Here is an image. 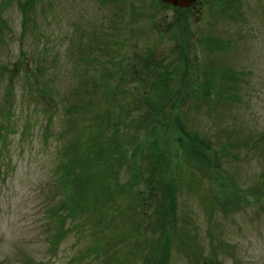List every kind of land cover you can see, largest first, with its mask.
<instances>
[{
    "label": "rangeland",
    "instance_id": "1",
    "mask_svg": "<svg viewBox=\"0 0 264 264\" xmlns=\"http://www.w3.org/2000/svg\"><path fill=\"white\" fill-rule=\"evenodd\" d=\"M221 1L231 4L198 0L176 11L159 0H39L23 26L17 2L0 0V67L21 69L11 84L0 79L12 126L0 144V264H153L147 252L162 242L160 264L167 255L168 264H264V0L233 2L235 23ZM206 40L227 48L207 54ZM165 88L173 100L157 113ZM186 133L205 140L200 158L186 150ZM100 144L117 148L114 163L94 155L99 167L81 173L107 170L114 183H97L106 198L109 184L145 176L128 195L111 193L116 214L113 197L105 209L66 213L65 202L83 204L71 174L80 166L68 159ZM174 184L176 223L166 206ZM144 193L140 203L134 195Z\"/></svg>",
    "mask_w": 264,
    "mask_h": 264
},
{
    "label": "trees",
    "instance_id": "2",
    "mask_svg": "<svg viewBox=\"0 0 264 264\" xmlns=\"http://www.w3.org/2000/svg\"><path fill=\"white\" fill-rule=\"evenodd\" d=\"M14 1L17 2V7H18V9H19V11L21 13L22 18H23V26L28 24L29 21L30 22L32 21L34 23V20L31 18L33 16L32 11H33V8H34V5H35L36 1H39V0H14ZM225 1L226 2L228 1V4H230V3L231 4L229 6L228 5L226 6L223 1L220 2V7L222 6V7H226L227 8V10H226V15L227 16H223V17H227L228 20H230L229 22L235 23L234 22L235 19L228 15V11H229L231 5H233V2L238 1V0H225ZM163 6L167 7V8H173V7L165 6V5H163ZM173 9H175L176 11H178V10L183 11V10L177 9V8H173ZM4 27H5V23L3 22L2 19H0V34L4 30ZM35 29H36V27L32 26L31 31H34ZM204 46H205L206 50H208L207 54H212V53H214L215 51H218V50L219 51H224L227 48L226 43H224V42L215 43V42H213V40L212 41L209 40V43L206 40ZM119 49H120L119 46H116V48L114 50L118 51ZM31 60H32L31 64L34 66V68H33L34 72H35V69H36V72L40 73V71L43 69L42 66H39L40 65L39 62H41L40 59L39 58L36 59V57H33V54H32V57L30 58V61ZM79 60H84L85 61V58H80ZM11 68H12L11 66L0 67V79H3L2 77H5V78L7 77L9 79L10 84L16 78L17 71L21 70L17 66H14L12 69ZM2 70H4V73L1 72ZM82 72H83V75L87 74L88 73L87 67H85L84 71L82 70ZM24 73L25 74H30L27 70H25ZM228 74H229V71L225 70L221 74V80L224 81V82H228V78H229ZM207 76H208V78H212L210 74H208ZM84 77H85V75H84ZM37 83H38V78H37ZM225 84H227V83H225ZM228 84L230 85V87H232L231 86L232 81H230ZM94 86H96V85L94 84ZM165 89H167V92L161 90V93H160L161 96H160V98H159V100L157 102V106L153 107V108H155V111L157 113H158L159 110H160V113H161L165 109L166 105L169 104L168 102H171L173 100V96H172V93H170L169 88H165ZM35 92L42 93L44 95V98L47 101V103L50 104L51 101H53L52 100V95L50 93L46 94V92L43 90V87H42L41 83H40V87L39 88L38 87L35 88ZM31 93L32 92L30 91V94ZM198 93L201 94V99L204 98L202 100V102L206 103V106L208 108L207 112L210 113V111H212L213 108H214V106H212L211 103H209V101L212 100V99L209 98L210 93L208 94L206 92V89H204V93H203V89L201 91H198ZM9 95H10V93H8V96H6V98H4V103H5L4 106L9 103V100H10ZM176 95H177V97H179L180 94H176ZM37 97H39V95ZM179 98H181V97H179ZM4 106H1L4 109H0V144H1L2 149L3 148L5 149V138L7 139V136L12 133L11 132L12 131V126L10 124V118H9V116L6 113V109H5ZM118 122H121V120L118 119ZM114 123H117V121L114 122V119H112V118H111V120H109L107 122V124L109 126L110 125L112 126V124L114 125ZM114 134H115V132H114ZM197 138L199 139V137L195 133H192V135L186 133L185 139L189 140V144L187 145L186 150H188V153L196 156L197 158H200V156L202 155L203 149H204V145H205L204 141L205 140L199 139L200 140L198 142L199 145L197 146L196 145L197 144L196 143V139ZM96 140L99 141L97 138H96ZM110 141H113L114 143H116V142L118 143L119 139L116 138V137H112V139ZM99 143H101V142L99 141ZM103 146H104L103 144H100L99 149H97L98 147H96V148H94V150L92 148H90V146H88L86 148V150H88V152L82 154V160L81 161H80V159H76L74 157L71 158V159H68L69 160L68 161V167L69 168L73 164L74 165L78 164L80 166V168H79L80 172H78L77 175L73 174V170L71 171V174H72L73 182H77L79 185L82 184V186H83V189H79L80 200H82L83 204H80V205L76 206L74 209H71L70 208L71 207V203L69 204L68 202H65L63 204V209H65L66 213L72 214V213H74L76 211H78V213H82L85 210H89V211H94L95 212L96 209L99 208L100 206L103 207L102 209H105L106 206H103L101 204H105V202L107 201L108 198H110V197L112 198L114 196V194H115V196H117V195H120L122 193L126 194V192H127V195H128V192L131 191L130 185L131 186H133V185L135 186V183L142 182V179H143V176H145V173L143 172V174H137L136 171L134 170L135 173H134L133 178H134L135 181L132 180V183L130 182V183H128V185H122V186L118 185L117 182H116L117 186L115 184H111V185H114L113 190L111 189V185L109 184L107 192L111 191L113 196L111 195V193H109L108 198H106L105 189L99 188L97 183L99 181H103L104 182L105 180L109 179V177L111 179L110 181L112 183H114L113 177L110 176V174L107 175V170H104V172H102L101 176L95 175L93 177H87L85 174L81 173V171L83 170L82 168L87 167L90 164L91 165H95L96 164L97 159L95 158L94 155H96V156H98L100 158L103 156L105 160H108L107 164L109 162L110 163H114V158L116 157L114 155H116L118 153V151L116 150L117 148L115 149V151H112V150H109L107 148L105 149ZM110 151H111V153H110ZM106 153H108V154H106ZM110 159H113V161L110 160ZM123 160H124V158H123ZM133 164L138 166V163L134 162ZM96 165L99 167V164H96ZM136 166H135V169H136ZM193 168H195V169L198 168L197 164H195L193 166ZM63 169H66V167L63 166ZM66 171H65V173H66ZM72 178L67 180V182H65V183L64 182H60L62 188H64L67 184L70 186L72 184ZM115 187L117 188L116 190H114ZM177 187H178V185L177 186L175 184L171 185L168 188V191H170L172 195L171 196L170 195L166 196V200H167L166 206L168 207L167 208V214L173 216L172 220L175 223H176V215L174 213V210L176 208V200H177V195H176L177 190L176 189H177ZM142 195L145 196V193L144 194H140V195H134V196L137 197V199H138V201L140 203H141ZM101 201H103V203H101ZM113 201H114V204H115V197H113ZM74 202H75V200L73 199L72 203H74ZM75 205H77V203ZM114 206H115V207H113L114 211H112V212H115V214H116L117 213V210H116L117 206H116V204ZM131 210H133V209L129 208V211H128L129 214H131ZM168 212H170V213H168ZM137 228H136V230L138 231ZM137 231H135L136 235L139 234ZM182 231L183 230H181V232ZM179 238H181V237L179 236ZM161 242H162V240H161ZM168 244H169V242L168 243L167 242H162L160 245H157L155 247H150V251H148L147 254L148 255L150 254L151 257H154L153 264H160L161 263V258L158 256L159 252L167 250L166 247H169ZM190 249L191 248L188 245L185 244L184 250H185V252L187 254L189 252H191ZM96 250H97V248H94V249L91 250V252L94 253ZM126 257H128V256H126ZM127 262H128V260L125 259V260H123V261H121L119 263L120 264H126ZM168 262H169V256L167 255L165 257V259H164V263L168 264Z\"/></svg>",
    "mask_w": 264,
    "mask_h": 264
},
{
    "label": "water",
    "instance_id": "3",
    "mask_svg": "<svg viewBox=\"0 0 264 264\" xmlns=\"http://www.w3.org/2000/svg\"><path fill=\"white\" fill-rule=\"evenodd\" d=\"M162 4L172 6L178 9H188L190 8L197 0H159Z\"/></svg>",
    "mask_w": 264,
    "mask_h": 264
},
{
    "label": "bare ground",
    "instance_id": "4",
    "mask_svg": "<svg viewBox=\"0 0 264 264\" xmlns=\"http://www.w3.org/2000/svg\"><path fill=\"white\" fill-rule=\"evenodd\" d=\"M194 7H196V4H193V5L191 6V8H194Z\"/></svg>",
    "mask_w": 264,
    "mask_h": 264
}]
</instances>
